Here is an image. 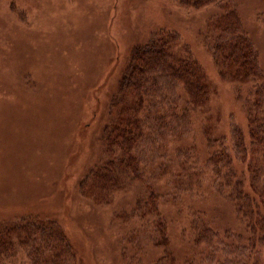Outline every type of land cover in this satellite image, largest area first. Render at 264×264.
<instances>
[{
  "label": "rangeland",
  "instance_id": "rangeland-1",
  "mask_svg": "<svg viewBox=\"0 0 264 264\" xmlns=\"http://www.w3.org/2000/svg\"><path fill=\"white\" fill-rule=\"evenodd\" d=\"M231 2L264 73V0ZM218 13L178 0H0V229L60 227L71 254L59 264L213 263L194 243L195 219L233 244L245 237L246 221L206 165L217 140L238 130L249 141L255 115L264 118V81L221 77L209 44ZM166 30L199 63L209 100L183 140L169 139L133 173L123 139L110 149L105 138L113 100L135 47ZM249 162L250 153L245 170ZM8 233L2 239H27ZM52 252L35 262L20 247L4 264H55Z\"/></svg>",
  "mask_w": 264,
  "mask_h": 264
},
{
  "label": "trees",
  "instance_id": "trees-1",
  "mask_svg": "<svg viewBox=\"0 0 264 264\" xmlns=\"http://www.w3.org/2000/svg\"><path fill=\"white\" fill-rule=\"evenodd\" d=\"M178 1L181 6L197 10L208 7L219 10L210 20L214 37L209 44L223 79L245 84L264 81L258 52L231 0ZM179 42L176 32L166 30L155 34L146 44L135 47L119 81L112 105L115 114L110 123V134L104 135L110 149L116 146L115 140L123 139L126 168L133 173L140 169L142 162H152L169 139L183 140L191 132L192 115L209 100L210 85L202 68ZM260 105L259 101L255 104L257 111ZM226 140L216 141L206 167L210 176L220 183L218 189L221 185L227 191L239 215L246 221L249 233L245 237L237 235L239 240L233 244L232 239L227 238L228 234L223 239L195 219L191 226L195 232L194 243L211 250L207 258L201 255L205 261L214 258L213 263L207 261L208 264H264V118L259 121L255 115L248 142L238 130L234 132V140ZM249 153L250 162L245 170L243 165ZM184 157L189 159L186 154ZM99 176L100 183L106 180L101 172ZM194 176L198 183L200 175ZM246 181L250 183L248 187ZM151 201L154 203L153 199ZM25 225L16 230L0 229V264H4L8 255L16 253L20 247L26 248L35 262L36 256L44 254L47 249L54 250L49 257L57 264L63 261L62 254H71V246L60 227L55 226L50 231L43 225L37 228L29 227L28 223ZM17 230L27 235V239L18 237L20 243L16 244L2 239L4 232L9 234ZM37 236L43 239L39 246L36 239L33 240ZM219 249L224 252L222 257L225 260L216 259ZM185 264L201 263L188 258Z\"/></svg>",
  "mask_w": 264,
  "mask_h": 264
}]
</instances>
